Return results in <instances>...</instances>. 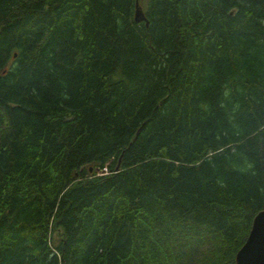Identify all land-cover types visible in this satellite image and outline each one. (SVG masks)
Segmentation results:
<instances>
[{
  "label": "trees",
  "instance_id": "trees-1",
  "mask_svg": "<svg viewBox=\"0 0 264 264\" xmlns=\"http://www.w3.org/2000/svg\"><path fill=\"white\" fill-rule=\"evenodd\" d=\"M136 3L0 0V264H236L264 211V0Z\"/></svg>",
  "mask_w": 264,
  "mask_h": 264
},
{
  "label": "water",
  "instance_id": "water-1",
  "mask_svg": "<svg viewBox=\"0 0 264 264\" xmlns=\"http://www.w3.org/2000/svg\"><path fill=\"white\" fill-rule=\"evenodd\" d=\"M136 2L135 20L141 23L146 17L140 6V0ZM236 264H264V211L254 219L248 240L236 256Z\"/></svg>",
  "mask_w": 264,
  "mask_h": 264
}]
</instances>
